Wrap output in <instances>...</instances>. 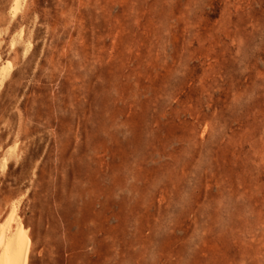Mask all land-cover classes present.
I'll return each instance as SVG.
<instances>
[{"label":"rangeland","instance_id":"374dc122","mask_svg":"<svg viewBox=\"0 0 264 264\" xmlns=\"http://www.w3.org/2000/svg\"><path fill=\"white\" fill-rule=\"evenodd\" d=\"M13 3L0 229L28 264H264V0Z\"/></svg>","mask_w":264,"mask_h":264},{"label":"bare ground","instance_id":"6f19581e","mask_svg":"<svg viewBox=\"0 0 264 264\" xmlns=\"http://www.w3.org/2000/svg\"><path fill=\"white\" fill-rule=\"evenodd\" d=\"M22 1L23 0H14L12 6L13 15L21 10ZM6 67V71L9 70V67ZM4 74L5 73L0 74V84L3 81ZM4 162L5 159L2 161L3 167ZM14 211L15 210L12 211V214H14ZM12 214L10 215L11 218ZM13 217L15 216L13 215ZM8 226H1L2 228L0 229V264H28L31 242L27 233L24 231L23 226L18 223L15 231L9 234Z\"/></svg>","mask_w":264,"mask_h":264}]
</instances>
